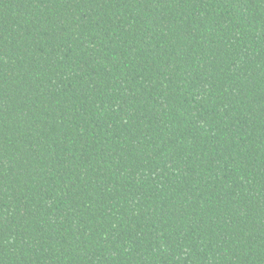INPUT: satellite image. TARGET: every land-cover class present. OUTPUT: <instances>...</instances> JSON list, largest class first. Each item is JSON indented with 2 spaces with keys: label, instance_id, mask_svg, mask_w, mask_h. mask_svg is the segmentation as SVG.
I'll return each instance as SVG.
<instances>
[{
  "label": "trees",
  "instance_id": "1",
  "mask_svg": "<svg viewBox=\"0 0 264 264\" xmlns=\"http://www.w3.org/2000/svg\"><path fill=\"white\" fill-rule=\"evenodd\" d=\"M0 264H264V0H0Z\"/></svg>",
  "mask_w": 264,
  "mask_h": 264
}]
</instances>
